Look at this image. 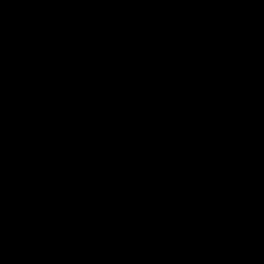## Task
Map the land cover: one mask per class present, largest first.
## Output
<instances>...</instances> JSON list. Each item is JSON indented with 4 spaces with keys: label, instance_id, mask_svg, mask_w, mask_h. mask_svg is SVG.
Returning a JSON list of instances; mask_svg holds the SVG:
<instances>
[{
    "label": "water",
    "instance_id": "95a60500",
    "mask_svg": "<svg viewBox=\"0 0 264 264\" xmlns=\"http://www.w3.org/2000/svg\"><path fill=\"white\" fill-rule=\"evenodd\" d=\"M0 264H264V0H0Z\"/></svg>",
    "mask_w": 264,
    "mask_h": 264
}]
</instances>
